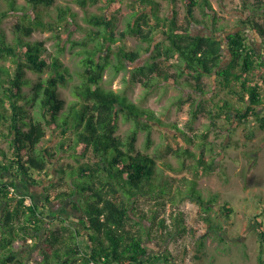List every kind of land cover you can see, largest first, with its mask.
Here are the masks:
<instances>
[{
	"label": "trees",
	"instance_id": "obj_1",
	"mask_svg": "<svg viewBox=\"0 0 264 264\" xmlns=\"http://www.w3.org/2000/svg\"><path fill=\"white\" fill-rule=\"evenodd\" d=\"M54 1L26 0L30 12L23 13L14 24V45L6 42L0 25V60L9 61L8 66H0V127L6 129L0 136L7 139L10 154L7 157L0 149V264H25L15 243L26 244L31 240H34L31 248L40 244L39 264H168L170 257L166 255H148L145 234L153 228L162 238L189 231L178 213L179 217H172L174 230L168 236L164 219L157 217V205L161 203L147 212L138 209L140 198L163 199L168 191L165 190L166 181L163 185L156 183V156L138 150L135 143L138 134L144 132V146L149 149L154 124L183 132L174 123L161 122L153 110L101 87L104 71L111 65L110 57L116 61L112 65L115 73L125 69L126 63H135L139 51H127L122 45L126 36H135L147 45L146 51H152V55L151 62L131 70L132 82H139L149 89L157 79L179 84L184 79L191 92L202 96L207 93L203 77L212 78L213 86L224 98L206 112L208 125L216 127V121L221 120L235 129L239 124L253 121L264 130V56L250 44L243 30L225 33L217 26L216 12L208 0H181L186 24L176 17L178 0H164L169 6L164 17L159 14L156 0H132L138 10L127 22V31L118 35L115 33V14L109 18L90 15L87 19L95 28L88 34L92 47L82 51L81 70L77 73L79 83L70 85L74 101L65 110V100L59 96L58 87L67 86L72 77L59 59L63 45L56 43L57 53L52 56L43 42L28 39L37 30L57 33L74 23V14L61 6L56 7L53 20H44L49 16L46 10L54 5ZM122 1L106 0L115 13L119 12ZM6 2L8 10H0V23L17 10L15 0ZM73 2L84 11L88 4H95L97 0ZM240 4L241 12L251 14L245 19L240 18L239 24L255 33L264 45V25L254 17L264 14V0H255L251 4L249 0H240ZM195 8L200 10L203 18H208L209 34L192 33V26L205 23L204 19H195ZM222 33L224 36L219 37ZM54 36L61 38L58 34ZM77 44L70 42L71 47ZM224 55H227L226 61ZM45 69L48 76L41 78ZM169 70H173V74ZM27 72L38 78L32 81ZM34 107L37 109L32 113L30 109ZM191 109L192 120L204 112L196 100L191 101ZM120 118L131 125L125 137L116 134ZM47 130L51 135L48 144L59 137L53 147L44 143ZM190 143L191 139L185 136L182 148L165 145L158 152L179 159L176 171L187 167V159L194 161L192 178L186 181L191 191L186 194L202 209L200 222L207 233L217 234L222 225L209 214L210 205L217 196L204 200L197 190L198 179L213 171L216 158H205L202 149L207 148V143L199 145L198 154L188 149ZM227 148L223 146V151ZM61 154L74 164L66 163L54 170L59 174V183L56 181L57 184L43 188L44 204L37 205L27 193L18 192L19 188L26 191L28 185L38 186L37 175H51L48 166ZM90 154L97 160L81 162ZM164 166L171 169L169 164ZM4 174L10 177L4 179ZM60 182H65V189L51 198L49 189L61 186ZM175 197L181 198V191L176 189ZM27 198L29 203H26ZM69 198L75 199L71 206L79 214L80 227L67 226L61 211L49 217L45 214L47 204L52 200ZM220 209L222 212L218 216L227 220L232 209L226 203ZM254 219L257 221V215ZM262 223H258L259 226L256 223L257 264H264ZM194 242L196 249L201 251L204 238Z\"/></svg>",
	"mask_w": 264,
	"mask_h": 264
},
{
	"label": "rangeland",
	"instance_id": "obj_2",
	"mask_svg": "<svg viewBox=\"0 0 264 264\" xmlns=\"http://www.w3.org/2000/svg\"><path fill=\"white\" fill-rule=\"evenodd\" d=\"M159 4V14L164 17L169 11L168 4L164 0H156ZM212 8L216 12L218 19L217 26L224 29L225 33H231L238 29L243 30L249 37L250 44L255 50L264 56V45L260 43L258 36L246 26L239 24V19H245L250 15L248 11L241 12L240 0H208ZM255 0H249V3ZM106 0H97L95 4H88L86 10H82L73 0H55L54 5L46 12L49 16H45V21L55 18L56 7H67L74 14V23L66 25V29H60L57 33L52 31L37 30L28 38L30 41L43 42L47 53L54 55L57 53V45H63L64 51L59 55L62 64L68 68L72 79L70 78L67 86L58 87L59 96L65 100V110L74 101V97L70 92V85L79 83L77 73L81 70V60L83 58V50L91 49L92 44L89 43L88 34L95 28L87 22L90 15H103L106 18L115 14V33L118 35L121 31H127V22L132 19V14L138 10L137 5L132 0H123L119 12L108 6ZM112 5V4H110ZM16 11L9 13L0 25L5 32L6 42L9 45L15 44V35L13 34L14 24L20 19L23 13H29L30 7L26 0H15ZM42 9V8H41ZM0 10H8L6 0H0ZM176 17L183 23L185 16V8L183 2L178 0L176 6ZM195 19L198 21L205 20L202 26H192L193 34H209L210 24L208 18H203L198 8L194 9ZM255 19L264 25V14H256ZM68 27V28H67ZM241 27V28H240ZM58 34L61 38L54 36ZM224 36V33L219 37ZM67 37L69 39H67ZM71 41L78 42L73 47L70 46ZM87 43L86 46L83 44ZM123 47L127 51H139V59L133 63H126V68L115 73L113 64L116 62L113 56L110 57L111 65L104 71L101 87L110 89L118 94L124 95L132 103L144 108H149L155 112L161 122L166 124L174 123L176 127L183 133L177 132L167 127L152 125L151 140L152 145L149 149H145L144 140L145 133L140 132L135 143L136 148L140 151H146L156 156L157 168V185H163L166 181L165 193L163 199L152 196L140 198L137 202L138 209L147 210L157 205V217L164 219L166 226V234L174 230L171 223L172 217H179L180 213L183 218V224L189 231L187 234H172L169 237L162 238L156 232V229L147 231L144 236L145 244L148 249V255H166L169 258L168 264H257L258 242H257V225H264V130L259 129L255 122L248 121L246 124H239L235 129L233 125H227L221 120L216 121V127H210L206 112L211 106L224 95L217 91L213 86L212 78L203 77L207 93L205 95L194 94L185 84V80L181 79L179 83L168 81L164 83L160 79L155 80L151 88L144 87L139 82L130 80L131 70L135 67L151 62L152 51H146L147 45L141 43L135 36L128 35L122 42ZM114 48V46H113ZM226 53V52H225ZM225 61L227 55H224ZM8 60H0V66H8ZM173 74V70H169ZM27 76L35 81L38 76L31 72H27ZM48 76V70L40 75L41 78ZM196 100L203 108V113L197 116L195 120L191 119V101ZM36 107L30 109L33 113ZM264 111V105L262 106ZM252 120V119H250ZM130 123L119 120V128L116 132L120 137H125L130 129ZM6 133V129L0 127V132ZM230 134H229V132ZM184 134V135H183ZM185 136L189 137L192 143L187 144L191 152L198 154L199 145L202 142L207 143V148L202 149L205 158L209 160L214 156L216 158L213 171L198 179L197 190L200 192L204 200L216 199L210 205L209 214L213 219L219 221L222 230L217 234L207 233L204 224L200 222L202 209L194 200L188 198L187 192L191 191L188 186L189 179L192 178L191 166L194 161L187 159L185 169L176 171L179 159L172 154L162 153L159 155L158 150L165 145L184 146ZM203 136H206L204 139ZM51 140L50 132L46 131L44 143L53 147L59 140L54 138ZM181 140V141H180ZM223 146H227L224 149ZM0 149L3 150L7 157L9 154V145L7 139L0 136ZM159 155V156H158ZM96 157L91 155L81 162H94ZM66 163L74 164L69 157L61 154L58 158L52 160V165L48 166L51 175H37L39 181L38 186L28 185L25 193L31 196L37 205L44 204V187L50 184L59 183V174L55 169L64 167ZM169 164L171 169L164 166ZM11 172H14L11 170ZM4 179L10 177L4 174ZM57 181V182H56ZM65 182H60L61 186L51 187L49 193L51 198L61 190H64ZM19 186V184H17ZM156 185V187H157ZM22 189V188H21ZM24 189V188H23ZM182 193V197H175V190ZM197 193V192H196ZM15 194V193H14ZM13 194V195H14ZM184 196V197H183ZM75 199H66L64 201H53L47 204L45 214L47 217L54 215L57 211H61L62 219L66 220V225L71 227H80L78 224V213L72 209L71 201ZM30 199L27 198L26 203ZM226 203L232 209L229 218H220L218 215L222 212L220 207ZM257 215V221L254 216ZM258 215L260 216L258 218ZM256 222V223H255ZM59 225H61L58 222ZM67 225V226H68ZM56 226H53V228ZM191 229L193 232H191ZM264 230V228H263ZM205 236V237H204ZM204 238V247L201 251L196 249L195 240ZM34 240L28 241L26 244L16 242L15 247L25 260V264H39L41 256L38 252L40 244L36 248H31ZM30 246V247H29ZM31 248V249H30ZM30 249V250H29ZM77 264V263H75Z\"/></svg>",
	"mask_w": 264,
	"mask_h": 264
},
{
	"label": "crops",
	"instance_id": "obj_3",
	"mask_svg": "<svg viewBox=\"0 0 264 264\" xmlns=\"http://www.w3.org/2000/svg\"><path fill=\"white\" fill-rule=\"evenodd\" d=\"M18 188H19V187H18ZM18 192H19V193H22V192H24V190L21 189V188H19V189H18ZM263 259H264V254H263Z\"/></svg>",
	"mask_w": 264,
	"mask_h": 264
}]
</instances>
